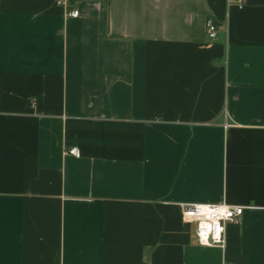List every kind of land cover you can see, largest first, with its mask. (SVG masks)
Here are the masks:
<instances>
[{
    "label": "crops",
    "instance_id": "1",
    "mask_svg": "<svg viewBox=\"0 0 264 264\" xmlns=\"http://www.w3.org/2000/svg\"><path fill=\"white\" fill-rule=\"evenodd\" d=\"M0 264H264V0H0Z\"/></svg>",
    "mask_w": 264,
    "mask_h": 264
},
{
    "label": "built area",
    "instance_id": "2",
    "mask_svg": "<svg viewBox=\"0 0 264 264\" xmlns=\"http://www.w3.org/2000/svg\"><path fill=\"white\" fill-rule=\"evenodd\" d=\"M242 5L243 0H236ZM58 3H61L58 2ZM71 17H76V9L66 11ZM205 31L209 40H214L217 35V25L212 20L205 21ZM68 153L78 156V150L70 147ZM182 218L185 222L194 225V237L197 243L202 246H219L224 247V225L228 222H235L244 209L250 206L227 204L220 202L216 204H180Z\"/></svg>",
    "mask_w": 264,
    "mask_h": 264
}]
</instances>
